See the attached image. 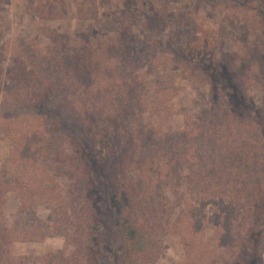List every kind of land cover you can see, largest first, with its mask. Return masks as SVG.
Returning a JSON list of instances; mask_svg holds the SVG:
<instances>
[{
  "label": "rangeland",
  "instance_id": "obj_1",
  "mask_svg": "<svg viewBox=\"0 0 264 264\" xmlns=\"http://www.w3.org/2000/svg\"><path fill=\"white\" fill-rule=\"evenodd\" d=\"M114 35L118 45L102 48L92 67L114 80L102 101L80 98L74 112L62 96L52 99L63 109L30 104L31 85L55 83L70 102L67 88L84 92L76 81L68 87L63 65L73 54H65V39L95 46V36ZM0 65V264H181L188 253L174 235L179 218L193 217L186 221H197L195 230L201 222L197 236L209 243L222 210L225 228L247 242V254L231 242L193 264H238L239 256L241 264H264V0H0ZM122 107L133 115L126 119ZM119 114L122 154L145 150V137L136 134L147 126L156 127L158 140L187 124L205 135L192 143L198 168L179 167L184 202L166 190L168 203L156 197L146 212L137 208L136 229L146 237L137 253L122 241L113 163L93 153ZM15 125L39 129L46 144L27 137L18 153ZM162 154L165 161V148ZM34 165L37 178L30 176ZM122 168L132 183L144 177ZM190 176L200 191L194 197L186 190ZM91 203L96 223L86 209Z\"/></svg>",
  "mask_w": 264,
  "mask_h": 264
},
{
  "label": "trees",
  "instance_id": "obj_2",
  "mask_svg": "<svg viewBox=\"0 0 264 264\" xmlns=\"http://www.w3.org/2000/svg\"><path fill=\"white\" fill-rule=\"evenodd\" d=\"M121 35V34H118ZM95 46L88 44V45H82L81 41L78 39H65L63 41V49H67L69 51H66L65 54L71 55L73 54L72 58H70L69 61L64 62V75L66 80L70 83L68 84V87H74L75 81L78 83H81L83 87H85L84 92L79 91V95L76 96L75 91L71 92L69 88H67V92L69 94H74V99L72 102L69 101L68 96L57 93L53 90V87L55 83L47 84L45 88H41L40 83H37V86L34 87L31 85V89H33L32 92V98L30 99L33 106H43V107H50V105L54 104V101L52 97L54 98H60L61 96L63 99L70 103L69 108L72 110V112L75 111L73 108V102L76 100H88V104H95L100 101H102L105 97V92L109 89L111 84L110 82L114 80L111 79V74L106 73L105 70L100 73V71H93V66L97 65L99 62V54L105 46L109 45L110 47H113L115 45H118L119 39L116 35L114 36H95ZM72 49H77L78 51L72 52ZM64 54L63 52H61ZM65 56V55H64ZM62 58V57H61ZM63 59V58H62ZM42 63V62H41ZM41 63H38L41 65ZM58 63V62H57ZM37 64V65H38ZM43 64V63H42ZM1 65H0V71H1ZM37 70V67H36ZM40 71V69H38ZM99 72V73H98ZM105 73V75H104ZM93 78H92V77ZM97 76V77H96ZM123 81L121 82V92L119 94V100L124 102L126 101L125 94L123 95V89L126 87V85H123ZM123 85V89H122ZM29 88V87H28ZM75 89V87H74ZM43 90V91H42ZM28 97V95H27ZM26 97V98H27ZM30 98V97H29ZM159 98V97H158ZM33 100V101H32ZM160 102V100L158 99ZM46 103V104H45ZM144 106V103H141ZM102 106H105L102 105ZM101 106V107H102ZM42 107V108H43ZM54 108L56 109H63L62 107L56 106L54 104ZM124 108V107H122ZM126 109V108H124ZM152 114L154 113L153 107ZM128 116L126 113H123V116L128 119L130 116L133 115V112L130 111V109L127 107L126 109ZM80 119H78L83 127L85 126V129H87V126L85 124V119L82 116V112L79 113ZM87 118V117H86ZM42 119V118H41ZM125 119V120H126ZM121 116L120 114L115 117V119L112 121V129L107 131L106 129L103 130V133H101V138L96 141L95 145V151L94 156L99 159L100 163L103 164H109V162L113 163L112 168H114V175L115 179L117 181V185L119 188V195L118 199L120 203L122 204V207L120 209L119 213V220L121 222V229L124 233V237L122 239L123 243L125 245L131 244L132 252H139V249L145 250L143 247V242L146 240V237L141 234V231L138 232L136 229V223L134 222V218H136V212L137 208L139 206H142V211L145 212L149 210V207L152 206V201L154 198L159 197L160 200L165 201V203H168L167 193L172 194V196H176L180 202H184V194L180 190V184L183 183V178L181 173L179 172L180 168L182 166H188L190 169H194L195 167L198 168V164H196V159L194 158L192 161L191 151L194 152V147L192 146V143L195 142V140L204 139L202 136V132L204 131L202 127L197 126L196 124L191 126L189 124L186 125V129L181 132H173L172 134L166 133V134H159L160 139L158 140L153 138V135L155 134L156 127L150 126L145 127L141 129V133L136 134L138 138L145 137V142L143 144V147L145 146V150L142 152H138V154H129L127 155L124 151L122 154L120 150L121 138L118 140L117 137V130L121 126ZM41 123L45 124L44 128L52 127V123L50 120H47L46 118L41 120ZM91 126V125H90ZM31 127L23 126V125H15L14 127V135L12 136L13 142L15 143L17 147V152L22 153L23 150H25L27 147L22 148L21 144L25 139L29 137L32 141L34 140L35 146H40V144H46L45 140V134L41 135L39 138H37V134L39 135V129L32 130ZM90 130L93 132L96 131V129L91 128ZM98 130V129H97ZM157 133V132H156ZM205 134V133H204ZM136 135L132 136L136 138ZM124 138V135H122ZM132 137H127L126 142H130ZM204 141V140H203ZM202 141L201 147H204V142ZM17 143L19 145H17ZM83 144V143H81ZM198 144V143H195ZM198 146V145H197ZM200 147V145H199ZM51 148V147H50ZM77 148V146H76ZM163 148H165L167 156L165 157V161L163 160ZM49 148H47L48 150ZM51 150V149H50ZM80 152V148L78 149ZM126 150V149H125ZM16 152V153H17ZM29 149H27V156H23L26 158L27 162H30V155H29ZM17 153V155H18ZM203 158L206 157V153H201ZM19 157V155H18ZM17 157V158H18ZM21 157V156H20ZM18 158V160L20 159ZM162 157V159L160 158ZM84 156L82 160H84ZM160 161H159V159ZM170 159V162L168 159ZM126 164L130 168V172H141L144 177L135 182L132 183L128 179H125L124 174L122 170L125 168H122L123 165L126 166ZM33 166V165H32ZM34 175H30L31 178L38 177L40 173V168L34 165L33 167ZM152 175L154 177H152ZM192 176V175H191ZM187 177L186 182L188 181V184H186V190L189 194V196L194 197L195 194H198L199 186L194 182V178ZM48 177V175H47ZM185 182V183H186ZM96 183H93V186H95ZM167 186V187H166ZM167 188V189H166ZM167 190V193H164ZM79 196V195H78ZM197 200L202 203V198L197 197ZM91 201V200H90ZM89 201V202H90ZM197 201V202H198ZM94 202V201H93ZM137 203V204H135ZM200 203V204H201ZM221 203H224L223 201ZM224 204H222L223 207ZM149 206V207H148ZM260 205H255L257 209H259ZM132 208V210L130 209ZM262 208L264 209V204H262ZM89 211H91L93 215V221L96 223V211L94 203L89 204V206L86 208ZM223 209V208H222ZM186 216V215H184ZM184 216L180 217L176 226L174 227L175 233H177L181 239V242L184 245V248L186 250V253H188L186 257V261H184L181 264H193L194 262H198L199 260H205L206 253L210 251L209 253L212 254L215 250L224 248V251L229 250V243H234L237 247V252H247L246 246L247 242H244V239H237V234H230L225 227L228 226V217L226 210L221 211L220 215V221L216 229L214 230L213 234V240L209 243H205L201 239L198 238V230L201 228L200 226H203L201 222L198 221L197 225L199 226L198 230H195L194 227H192L194 224H196L197 221H194L193 224L190 221H186L187 219H192L193 217L187 216L184 218ZM261 216H259L260 218ZM230 224V222H229ZM190 226V228H189ZM217 241V242H216ZM95 245V243H94ZM228 248V249H227ZM137 249V250H136ZM233 250V249H231ZM129 255V254H128ZM191 257V258H188ZM243 257V256H242ZM242 257L239 256V259H237L235 262L240 263L242 262ZM126 258V257H125ZM132 255L130 252V255L128 258H126L127 262L131 263Z\"/></svg>",
  "mask_w": 264,
  "mask_h": 264
}]
</instances>
